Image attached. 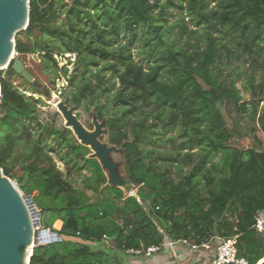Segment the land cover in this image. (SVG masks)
I'll return each instance as SVG.
<instances>
[{"label":"trees","instance_id":"1","mask_svg":"<svg viewBox=\"0 0 264 264\" xmlns=\"http://www.w3.org/2000/svg\"><path fill=\"white\" fill-rule=\"evenodd\" d=\"M15 50L24 64L36 55L53 78L60 70L66 102L105 119L107 142L123 145L122 168L137 187L124 196L106 186L67 128L37 122L41 98L26 93L46 95L41 85L11 65L0 71V168L31 197L40 227L61 236L35 245L29 264H129L168 239L212 241L214 252L218 238L233 236L249 264L264 256L253 228L264 206V147L256 136L251 147L233 142L264 132V0H29ZM65 53L76 55L70 73L57 67ZM233 61L240 67L227 72Z\"/></svg>","mask_w":264,"mask_h":264},{"label":"water","instance_id":"2","mask_svg":"<svg viewBox=\"0 0 264 264\" xmlns=\"http://www.w3.org/2000/svg\"><path fill=\"white\" fill-rule=\"evenodd\" d=\"M28 21L29 0H0V71L11 65L15 73L39 88L41 84L15 50V35L26 29ZM55 107L64 119V126L73 132L79 144L91 151L88 157L99 163L106 176L105 185L121 189L124 196H134L137 187L121 172L123 161L113 158L114 154L122 152L123 145L117 147L101 139L107 135L105 119L99 120L93 113V128L88 129L75 114L74 106L69 107L63 100H58ZM39 218L31 197L24 196L16 182L5 176L0 168V264H29L35 244L61 240L57 232H48L44 228L36 232ZM48 233L51 240L46 239Z\"/></svg>","mask_w":264,"mask_h":264},{"label":"rangeland","instance_id":"3","mask_svg":"<svg viewBox=\"0 0 264 264\" xmlns=\"http://www.w3.org/2000/svg\"><path fill=\"white\" fill-rule=\"evenodd\" d=\"M55 58L57 60L58 69L61 66L66 65V67L68 68V72L70 73L72 71V69L74 67V62L76 59L75 54L65 53L63 55H55ZM24 60H25L26 67L32 69V71L34 73V77L41 83V88L43 89V91L46 94V95H38V94L29 93L30 94L29 95L27 93L28 96H33L35 99L41 98L42 103L36 104L37 108L40 110V112L38 114V121L37 122H39L43 125L49 124L55 128H59V129L66 128L64 126V119H63L62 115L60 114V112L55 107V104L58 100H63L64 102H66L64 97H62V95H61L63 88H66V86H67L66 85L67 84L66 78L61 75L60 70H57V73L59 74V78H53L52 75L47 74L44 71L45 70L44 65L40 62V60L37 58L36 55H26L24 57ZM240 65H241L240 61L239 62L233 61V63L230 66H226V67H228L227 72L231 71L233 66H237V68H239ZM245 68H247V67H245ZM5 70L6 69H3L1 71L4 72ZM245 72H247V69L245 70ZM242 81L243 80H240V81H237V83H236V86L239 89H241V82ZM242 95H243V93H242ZM243 96H244V98H248V94H245ZM66 104L69 107L72 106L71 103L66 102ZM75 114L77 115L79 120L83 123V125L86 128H88V129L93 128V125L91 122V115H90L89 111L85 110L82 107H75ZM33 125L36 126L35 121L33 122ZM49 130H51V128H49ZM68 130H69L68 135H69L71 141L74 143H79L78 140L76 139V137L74 136L73 132L70 129H68ZM44 132H45L44 130L39 129L34 134V137L38 138L41 135H43ZM173 134L176 135L175 132ZM253 136H256L258 142L261 144L262 147H264V132L262 130H255L254 133L248 134L246 136H242V137H238V138L235 137V138H233V142L236 143V145H238L239 147H243V148L251 147V146H254ZM45 137H47V140L49 143V145H48L49 147H47L49 149L48 150L49 154L51 155L53 161L55 162L56 167L59 170L64 171L66 165H65V163L59 161L58 155L56 154V151H55L56 150V140L54 139V137L52 135L46 134ZM102 140L107 142V135L103 136ZM89 153H91L90 150H89ZM113 158L115 160H122L120 154H114ZM121 172H124L122 167H121ZM83 174L88 175V171L83 170ZM11 180H13V179H11ZM135 192L136 191H134L133 194H135ZM53 229L58 230L59 228L53 226ZM129 264H142V263L137 262V260H134V261H130Z\"/></svg>","mask_w":264,"mask_h":264},{"label":"built area","instance_id":"4","mask_svg":"<svg viewBox=\"0 0 264 264\" xmlns=\"http://www.w3.org/2000/svg\"><path fill=\"white\" fill-rule=\"evenodd\" d=\"M253 228L262 232L264 236V206L259 209L255 215ZM43 229L40 227V225L35 227V231H40ZM47 229L48 232H51L49 228ZM55 232V231H53ZM47 240H51L52 238L49 236ZM219 244L214 249V254L212 255L211 264H249L248 260L244 256L238 255L237 252V236L229 237V238H218ZM182 244L188 246L192 251H195L197 249H205L209 250L212 249L213 244L212 241L209 242H203L201 244H195L193 242H190L188 240H181ZM168 243L171 245L172 241L168 240ZM37 245V244H35ZM159 250V246H150L146 249V255H150L154 252H157ZM130 254H138L140 253L139 250H132L129 249L126 251ZM255 264H264V256L258 260Z\"/></svg>","mask_w":264,"mask_h":264},{"label":"crops","instance_id":"5","mask_svg":"<svg viewBox=\"0 0 264 264\" xmlns=\"http://www.w3.org/2000/svg\"><path fill=\"white\" fill-rule=\"evenodd\" d=\"M57 221L61 227V221ZM168 240L166 243L168 246L164 247L163 250L151 254V256L144 258V260L137 259V262H141L142 264H211L212 255L214 254L211 250L200 248L202 250L197 249L192 251L181 243L176 244V242L172 241L170 245Z\"/></svg>","mask_w":264,"mask_h":264},{"label":"bare ground","instance_id":"6","mask_svg":"<svg viewBox=\"0 0 264 264\" xmlns=\"http://www.w3.org/2000/svg\"><path fill=\"white\" fill-rule=\"evenodd\" d=\"M53 226L59 228L60 227V223H58V221H56Z\"/></svg>","mask_w":264,"mask_h":264}]
</instances>
